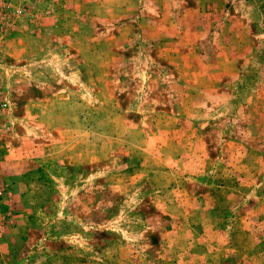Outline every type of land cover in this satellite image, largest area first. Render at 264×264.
<instances>
[{
  "label": "rangeland",
  "instance_id": "374dc122",
  "mask_svg": "<svg viewBox=\"0 0 264 264\" xmlns=\"http://www.w3.org/2000/svg\"><path fill=\"white\" fill-rule=\"evenodd\" d=\"M0 264H264V0H10Z\"/></svg>",
  "mask_w": 264,
  "mask_h": 264
},
{
  "label": "built area",
  "instance_id": "2783aa9c",
  "mask_svg": "<svg viewBox=\"0 0 264 264\" xmlns=\"http://www.w3.org/2000/svg\"><path fill=\"white\" fill-rule=\"evenodd\" d=\"M12 6L10 0H0V19H2V9L9 8Z\"/></svg>",
  "mask_w": 264,
  "mask_h": 264
}]
</instances>
